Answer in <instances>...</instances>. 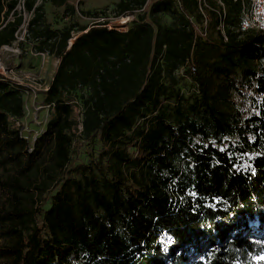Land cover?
Segmentation results:
<instances>
[{
  "label": "trees",
  "instance_id": "16d2710c",
  "mask_svg": "<svg viewBox=\"0 0 264 264\" xmlns=\"http://www.w3.org/2000/svg\"><path fill=\"white\" fill-rule=\"evenodd\" d=\"M38 1L0 0V49L27 23L59 62L33 147L12 124L22 87L0 77V264H264V26L244 28L251 0H207L210 23L198 0H120L127 30L103 12L53 30ZM81 90V136L108 147L99 163L74 157Z\"/></svg>",
  "mask_w": 264,
  "mask_h": 264
},
{
  "label": "rangeland",
  "instance_id": "374dc122",
  "mask_svg": "<svg viewBox=\"0 0 264 264\" xmlns=\"http://www.w3.org/2000/svg\"><path fill=\"white\" fill-rule=\"evenodd\" d=\"M120 0H67L69 6H73L77 10L76 17L68 14L64 7L56 6L51 0H39L38 4H44L46 11V20L48 25L53 30H64L75 26V22L80 25H89L94 18L86 15L88 12H103L105 18L101 21L109 22L111 27H119L121 30H127L125 24L132 21V17L117 18L114 15L115 5ZM221 5V4H220ZM206 9L212 11L213 7L207 2L203 5L202 12L205 16V22L213 21L211 16L206 13ZM18 11L24 16L26 22L30 16L24 12L23 3L18 7ZM195 21V20H194ZM165 24L170 25L173 19L170 17L164 18ZM204 30L217 39V32L212 25L209 27L203 26ZM202 27V28H203ZM25 27H22L18 32V40L12 46H7L0 49V77H4L10 82L22 87V91L26 100V116L22 121H12L13 127L20 130L22 136L33 147L36 139L40 137L46 130L48 122L53 117V110L45 104V93L47 88L53 81L54 74L58 66V60L48 53H39L36 50V42L31 37H27ZM72 43V42H71ZM187 68L181 69L178 73L180 87L185 90L187 96L194 94V85L192 80L187 77ZM85 91H78L72 98L74 106V118L77 128L75 130L76 139L74 142V157L76 153H80V162L85 164L91 163L92 159L99 163L100 153L108 147H104L99 142L86 144L81 136L82 132V107L81 97ZM46 196V195H45ZM44 197L38 198V202L42 203ZM50 205L45 208L48 209ZM162 245L167 251L171 245V239L167 236L162 237Z\"/></svg>",
  "mask_w": 264,
  "mask_h": 264
},
{
  "label": "built area",
  "instance_id": "2783aa9c",
  "mask_svg": "<svg viewBox=\"0 0 264 264\" xmlns=\"http://www.w3.org/2000/svg\"><path fill=\"white\" fill-rule=\"evenodd\" d=\"M198 1L200 3V8L202 11L203 5H207V0H198ZM244 16H245V24H244L245 29H258L260 27H263L264 26V0H251V4L249 8L244 11ZM23 27H25V31L27 32V23H25ZM17 39H18V35H17ZM193 71H194V68H193Z\"/></svg>",
  "mask_w": 264,
  "mask_h": 264
},
{
  "label": "water",
  "instance_id": "95a60500",
  "mask_svg": "<svg viewBox=\"0 0 264 264\" xmlns=\"http://www.w3.org/2000/svg\"><path fill=\"white\" fill-rule=\"evenodd\" d=\"M73 43V42H72Z\"/></svg>",
  "mask_w": 264,
  "mask_h": 264
}]
</instances>
